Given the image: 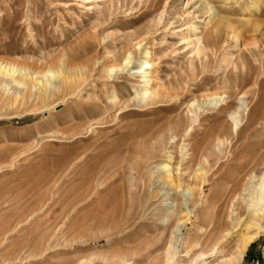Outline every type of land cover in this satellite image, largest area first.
Segmentation results:
<instances>
[{"label":"rangeland","instance_id":"374dc122","mask_svg":"<svg viewBox=\"0 0 264 264\" xmlns=\"http://www.w3.org/2000/svg\"><path fill=\"white\" fill-rule=\"evenodd\" d=\"M263 162L264 0H0V264H163L188 188L175 264H198L221 225L199 264H264L246 213Z\"/></svg>","mask_w":264,"mask_h":264},{"label":"bare ground","instance_id":"6f19581e","mask_svg":"<svg viewBox=\"0 0 264 264\" xmlns=\"http://www.w3.org/2000/svg\"><path fill=\"white\" fill-rule=\"evenodd\" d=\"M260 4H261V2H260ZM255 10H259V6H257L255 8ZM213 29H214L213 32L211 31V33H209V34H211L210 35L211 37L210 36L207 37L208 38L207 40H209L210 38H212V36H214V35H216L217 37H219V35L223 32L224 29L225 30L226 29L230 30V29H233V28L231 27V25L229 23H227L226 20L222 19V20H219V22L213 27ZM215 37H214V39H215ZM207 40H206V44H207ZM149 57H150V53L149 52H146L145 53V56H144V60L141 61L140 66H139L138 70L136 71V75H140V77H142L143 79L145 78V80H147V81H148V78L150 77V76L148 77V75L150 73L149 70L152 69V67H153V64L151 63V59L149 60ZM123 61H124V63H122V61H121L120 63H117L116 65H113V66L109 67L107 73L110 76H112L111 73H114L115 71H123V70L128 69L131 66V64H132V54L129 53V55H125ZM48 75L52 76V78H56V77L59 76V74H54L51 71L47 74V76ZM66 85L68 86L67 87V91H70L69 94L70 95L75 94V89L77 87L76 86V81L69 80V81H67V84ZM137 97H138V99L140 98V100H147V99H151L153 97H156V94H154V91H153V93L151 91H149V89L147 87L145 89H142L139 92V94L137 95ZM213 101L214 102H213L212 105L216 106L217 100L214 99ZM210 104H208V106H211ZM196 114H197V111H196ZM232 119H233V123H234V130L232 129L231 132L234 135L239 130V127L241 125V120L237 116H233ZM227 133H228V131L226 132V134ZM145 154H147V152ZM249 163L247 165H249ZM261 164L262 163H257L256 168L257 167H260ZM263 164H264V162H263ZM161 168L163 170H165L167 174L169 173V175L167 176V181H168L169 184H172L173 185V180H172V176H171V173H170L169 165H163ZM248 168H246L244 171H246ZM256 168H254L253 170L249 169L248 172L254 173ZM200 177H201L202 185H201V188H200L199 192L200 193L201 192L203 193V190H204L203 185L207 182V178L208 177L205 174H202V176L200 175ZM251 177L255 181H253L252 186L249 189H247L248 190V194H247L248 197H247V202H246V205L247 206L246 207L248 209V212H246V213H247L248 219L250 220L247 227H248V229L253 228V227H259V230L261 231L264 228L262 226H260V224L258 222L264 217V169H263V171L259 175L258 174H253V176H251ZM243 181H244V179H242L241 177H239V180H238L239 183L237 185H235L231 190L228 189L227 194H230V196L236 195V193L239 192V190L241 188V184H242ZM188 185L187 184L180 185V186L176 187L175 190H177V189H180L181 190L182 188H187V187H189ZM173 187H174V185H173ZM193 190H194L193 188H188L187 189V192L188 193H191V196H192L191 199H188L189 200V205L188 206H190V207L187 209L188 214L185 217V218H187L186 219L187 221L184 224L183 223L182 224L179 223L178 224V230L176 228V230L173 232V234L176 237H173L171 239V242L169 244V247L166 250V253H165L164 257H163L164 258L163 264H175V260L178 257V255L180 254L181 248L177 244V242H180V239H179V237H180V231H181L180 229L182 228L183 225H185L186 223H188L191 220V218H189V217H192L193 213L195 214L194 207H192L193 209H191V204L194 203V198H193V193H192ZM194 192H195V190H194ZM207 205H209L210 208L213 207V205H212L211 202H207ZM240 210L238 208V211L235 214L236 215V218L235 219H236V221L238 220V227L241 224ZM185 218H182V219H185ZM218 228H221V231L219 233V236L217 238H215V236H214V240L209 239L211 241H207L206 244L204 243V246H206V248L207 247L209 248L208 251H205L206 248H203V244L200 243L201 241L195 240L194 238H188V239L186 238L185 239V243H186V249L185 250L188 251V255H191V253L189 251L191 249H193V248H197L198 249L200 246H201V248H203L200 251V254L197 256L196 260H194L195 263H198L199 264V260H202L203 258H205L210 253H214L217 250L218 246L220 247L221 243L224 240H226L228 238V236L234 231V228L235 227L221 225V226H219V227H217V228L214 229V231L211 234L212 235L211 238H213V234H214V232ZM224 233H228V234L226 235ZM258 233L259 232H257L252 237H247V238H244L242 240V244H241V246H242L241 248L242 249L238 253L239 258L242 257L244 250L248 247V245L254 239V237H256L258 235ZM159 240H160V238H159ZM122 256H123L122 257L123 260L125 261V264H129L130 260L127 258V256H125L123 254H122ZM157 260H159V259H157ZM158 263H159V261H158Z\"/></svg>","mask_w":264,"mask_h":264}]
</instances>
